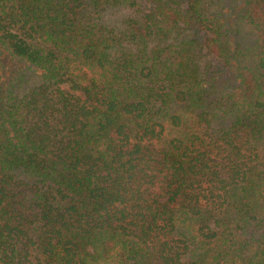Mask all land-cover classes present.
I'll use <instances>...</instances> for the list:
<instances>
[{
  "label": "trees",
  "instance_id": "obj_1",
  "mask_svg": "<svg viewBox=\"0 0 264 264\" xmlns=\"http://www.w3.org/2000/svg\"><path fill=\"white\" fill-rule=\"evenodd\" d=\"M0 264H264V0H0Z\"/></svg>",
  "mask_w": 264,
  "mask_h": 264
},
{
  "label": "rangeland",
  "instance_id": "obj_2",
  "mask_svg": "<svg viewBox=\"0 0 264 264\" xmlns=\"http://www.w3.org/2000/svg\"><path fill=\"white\" fill-rule=\"evenodd\" d=\"M208 57H209V58H210V57H211V58H214L212 54H210Z\"/></svg>",
  "mask_w": 264,
  "mask_h": 264
}]
</instances>
